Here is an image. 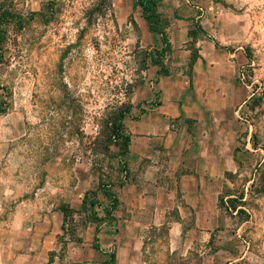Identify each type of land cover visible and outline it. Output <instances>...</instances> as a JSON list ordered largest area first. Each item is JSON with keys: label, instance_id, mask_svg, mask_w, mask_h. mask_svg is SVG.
Here are the masks:
<instances>
[{"label": "rangeland", "instance_id": "rangeland-1", "mask_svg": "<svg viewBox=\"0 0 264 264\" xmlns=\"http://www.w3.org/2000/svg\"><path fill=\"white\" fill-rule=\"evenodd\" d=\"M102 1L5 4L26 24L21 29L15 19L6 27L0 56V264H22L17 259L28 245L21 242L30 240L31 221L49 214L51 202L75 200L77 186L91 188L100 180L113 184L116 172L125 169L118 161L113 123L127 110L126 118L136 119L145 111L155 81L148 70L163 44L161 36L148 31L137 0H109L110 6L99 9ZM181 1L164 4L171 9ZM33 13L45 16L28 22ZM239 79L250 89L241 113L242 139L250 137L259 155L241 176L247 187L238 196L248 194L242 213L234 214L229 233L216 227L189 250L186 238L175 245L166 227L150 226L142 264H228L245 258V241L251 248L261 245L254 234L262 230L264 236V46L253 52ZM244 208L252 213V223H245ZM86 219L84 212L70 215L67 239L59 235L56 241L61 257Z\"/></svg>", "mask_w": 264, "mask_h": 264}, {"label": "crops", "instance_id": "crops-1", "mask_svg": "<svg viewBox=\"0 0 264 264\" xmlns=\"http://www.w3.org/2000/svg\"><path fill=\"white\" fill-rule=\"evenodd\" d=\"M6 2L0 0V5ZM164 2L159 11L171 22V52L164 59L170 74H158L157 66L148 70L155 81L150 82L145 111L138 119L130 115L124 121L131 143L118 157L125 169L110 183L118 209L98 233L87 214L76 230L81 241L68 238L61 257L56 241L59 235L68 236L61 206L77 212L85 197L97 192L100 207L95 211L101 217L111 202L99 181L91 188L77 186L75 200L51 202L49 214L31 221L30 240L21 242L28 246L17 259L20 263L142 264L150 226L166 227L175 245L186 238L188 250L206 241L216 227H222V234L231 231L236 215L221 207L220 200L239 199V191L247 187L241 176L259 158L250 137L242 139L246 124L241 113L250 89L239 73L264 46V0H182L171 9ZM193 49L198 54L194 62ZM260 232L254 238L261 239V245L228 264H264ZM96 235L99 249L94 248Z\"/></svg>", "mask_w": 264, "mask_h": 264}, {"label": "trees", "instance_id": "trees-1", "mask_svg": "<svg viewBox=\"0 0 264 264\" xmlns=\"http://www.w3.org/2000/svg\"><path fill=\"white\" fill-rule=\"evenodd\" d=\"M160 3L161 0H137L136 6L141 9V16L146 22L149 32L161 36L163 47L161 50L157 51L158 59L153 58L151 60V65L159 67L158 74L167 76L170 74V72L164 64V59L166 57V54L171 52V43L166 35V28L169 26V20L165 18L163 14L159 11ZM108 6H110L109 0H103L99 4L100 7L99 9H103ZM93 14L94 13L92 11L89 12L90 15L89 17H92ZM36 16L43 18L45 15L43 13H38L37 15L33 13L31 18L28 20V22L33 21L35 19L34 17ZM15 19L18 20V24L21 29L25 27L26 23L21 15L13 14L10 10L5 9L4 3L1 4L0 5V56H2V46L5 44V41L7 40L6 27L12 22H14ZM191 35L195 36V31L191 32ZM197 57H198L197 51L193 49V53H192L193 62L194 60L197 59ZM128 114H130L129 110L120 114L118 121H114L113 123V136L115 137L117 147L120 149V154H119L120 156L125 155L128 152L131 143V135L127 132L124 124V121ZM99 189H101L104 192V194L111 200L109 206L104 210V216L100 217L97 211H95L96 207H100L99 201L94 198L96 197L97 192H91L90 197L87 195L85 197L81 210L77 211V212H87V210L90 211L87 214L89 217V221L96 224V233L100 231V226L104 221L113 217L114 211L118 209L120 204L118 197L112 191L110 184H105L102 182V180H100ZM220 205L221 207H224L225 210L229 213L233 214L234 211H237V214H239L242 213V210L239 209V207L246 205V202L243 201V196H240L238 201L237 199H228L227 202H225L223 199H221ZM60 209L63 212L65 223H67V221L69 220V217L72 214V212H76L67 205H62ZM77 241L80 242L81 240L77 239ZM94 248L96 249L100 248L98 235H96L95 237Z\"/></svg>", "mask_w": 264, "mask_h": 264}, {"label": "built area", "instance_id": "built-area-1", "mask_svg": "<svg viewBox=\"0 0 264 264\" xmlns=\"http://www.w3.org/2000/svg\"><path fill=\"white\" fill-rule=\"evenodd\" d=\"M244 75H243V79H244ZM247 197H248V194L246 195V197L243 199V201H245L246 199H247ZM227 206H228V204H227ZM241 207H239V209H240ZM246 211H247V213H248V215H249V218L246 220V223H252V220H253V215H252V213L248 210V209H246V208H244ZM231 210V209H230ZM233 214H237V211H234L233 212ZM245 244H246V249H250L251 248V243L249 242V241H245Z\"/></svg>", "mask_w": 264, "mask_h": 264}]
</instances>
